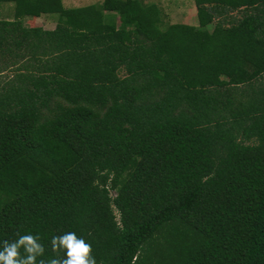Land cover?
<instances>
[{"label": "trees", "instance_id": "1", "mask_svg": "<svg viewBox=\"0 0 264 264\" xmlns=\"http://www.w3.org/2000/svg\"><path fill=\"white\" fill-rule=\"evenodd\" d=\"M193 1L197 25L0 0V247L39 233L47 259L73 231L98 264H264V0Z\"/></svg>", "mask_w": 264, "mask_h": 264}, {"label": "clouds", "instance_id": "2", "mask_svg": "<svg viewBox=\"0 0 264 264\" xmlns=\"http://www.w3.org/2000/svg\"><path fill=\"white\" fill-rule=\"evenodd\" d=\"M42 240L39 233L18 232L16 239L2 242L0 264H98L91 242L76 232L52 236L50 248L56 255L47 259L44 258L47 249Z\"/></svg>", "mask_w": 264, "mask_h": 264}, {"label": "rangeland", "instance_id": "3", "mask_svg": "<svg viewBox=\"0 0 264 264\" xmlns=\"http://www.w3.org/2000/svg\"><path fill=\"white\" fill-rule=\"evenodd\" d=\"M144 3H156L161 6V8L166 13L167 20L169 22H180L183 18L187 19L188 23L198 24L197 16H196V7L193 0H140ZM97 0H63V4L65 6H83L88 4H96ZM14 11V9H13ZM241 11H233L229 13L230 18H240ZM14 17V12L10 15V13H6L4 17ZM225 16V17H226ZM2 17V18H4ZM220 19H224V16L220 17ZM217 20V19H215ZM23 24L27 27L32 26H41L45 29H52L56 24L55 16H43L40 18L35 17H26L22 20ZM3 61L0 60V91L6 81L11 79L13 75H15V66L10 65V67H3ZM5 69V70H3ZM114 195V192H111V196Z\"/></svg>", "mask_w": 264, "mask_h": 264}, {"label": "crops", "instance_id": "4", "mask_svg": "<svg viewBox=\"0 0 264 264\" xmlns=\"http://www.w3.org/2000/svg\"><path fill=\"white\" fill-rule=\"evenodd\" d=\"M97 1H98V3L102 2V0H97ZM62 2H63V0H62ZM76 6L77 5L75 4V5H72V6H65V7H76ZM13 9H14V3L13 2H2V3H0V19H4V20L13 19L14 17H11V16L4 17L6 15V13H8V12L11 15L14 12ZM2 17H4V18H2ZM170 23H183V24H189V25H196V24L188 23L187 19H185V18H183L180 22L174 21V22H170Z\"/></svg>", "mask_w": 264, "mask_h": 264}]
</instances>
